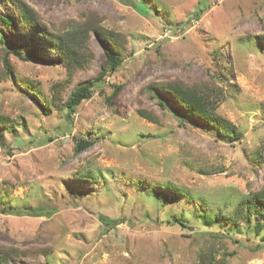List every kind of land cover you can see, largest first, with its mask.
<instances>
[{
  "label": "rangeland",
  "instance_id": "rangeland-1",
  "mask_svg": "<svg viewBox=\"0 0 264 264\" xmlns=\"http://www.w3.org/2000/svg\"><path fill=\"white\" fill-rule=\"evenodd\" d=\"M23 1L49 34L77 30L86 67L67 69L0 1V115L10 121L0 129V247L19 252L8 264H197L205 245L215 260L231 254L226 264H264V231L254 230L264 207L236 228L198 217L233 215L262 187L264 0ZM108 36L120 65L67 115L70 94L97 77ZM174 79L222 90L216 114L241 139L229 143L151 88ZM80 140L91 145L74 153Z\"/></svg>",
  "mask_w": 264,
  "mask_h": 264
},
{
  "label": "trees",
  "instance_id": "trees-1",
  "mask_svg": "<svg viewBox=\"0 0 264 264\" xmlns=\"http://www.w3.org/2000/svg\"><path fill=\"white\" fill-rule=\"evenodd\" d=\"M0 1L11 4L16 8L18 12L17 18L22 25L21 28L23 30L35 29V33L38 36L48 38V42L50 43V45H52V50L58 57L62 58L63 65L66 66L67 69H83L86 67L82 62L81 56L78 55V52L81 51L80 43L82 41V38L78 35L77 30L62 33L58 36H55L51 33L49 34V32H47V29H45L44 26L41 25L38 14L34 10H32L23 0ZM138 5L139 4L137 3L136 6L138 7ZM1 21L5 27L10 26L11 24V21L8 18H2ZM95 32L99 36L103 34L102 32H98L96 30ZM261 39L264 41V36H262ZM106 41L107 43H111L112 47L109 50L105 51L106 59L101 64L97 77L85 83L84 85L77 87L70 94L64 104L67 115L74 113L76 108L82 102L89 100L92 94L95 93V91H97L98 89L97 83L102 82L106 75L112 74L120 65L121 57L119 55L117 46H115V43L117 44V40H115V38H113L112 36H108L106 37ZM7 48H9V45H5V49ZM5 53H8V51H6ZM11 54L22 59L17 51H13ZM9 72L10 66L8 64V61L4 58L2 67L3 78L6 79ZM151 88L157 89L158 91H161L168 95L179 107L186 110V114L197 117L201 121L205 122L207 127L214 130L221 137L227 138L229 143H233L241 139L242 135L237 131V128L228 120L216 114L218 102H221L223 100L222 90H215L214 88H210L206 84H203L200 87L197 85H187L183 81L177 79L158 82L155 85H151ZM112 89L113 91L106 99H110L120 89V86H114V88L112 86ZM99 91H101V89H99ZM33 94L36 95V92L33 91ZM35 102L37 103H35L37 107L43 109L42 112H44L45 114L49 113L47 110L48 108H46L45 105H39L36 100ZM138 113L141 117L151 122H157V119L150 113L143 111H138ZM9 123L10 121L8 118L0 115V129H5V127H7V124ZM90 145V142L80 140L75 144L73 151L74 153H78L89 147ZM162 187L171 188L172 186L166 183ZM156 196L162 200V203H164V201L166 200V198L161 194H157ZM263 207L264 172L262 175L261 189L257 192L251 193L249 197L241 200L237 204L233 215H226L221 210H217L213 215L202 213L198 214V217L205 224L206 228H210L212 226L218 229L221 227L236 228L244 220H247L249 222L251 220V217L256 213L259 214L261 208ZM260 215L264 218V214L260 213ZM99 221L105 227L116 225L115 221L109 220L108 218L99 217ZM175 224L178 225L181 230H192V228L186 225L185 222H183L181 219H177ZM254 230L256 234H260V232L264 231V221L254 223ZM209 237H211L212 239L221 238V236H218L217 234H210ZM198 252L197 264H226L228 256H231V254L223 252L222 255H220V259L215 260L213 257L214 250H212V247L206 245L201 247ZM17 253L19 252L16 249H6L0 247V264H8V259L16 255ZM43 253L44 255H46L45 251Z\"/></svg>",
  "mask_w": 264,
  "mask_h": 264
}]
</instances>
